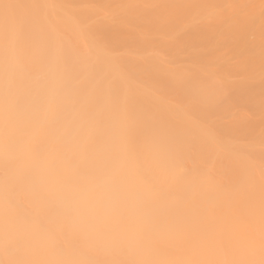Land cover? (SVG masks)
Segmentation results:
<instances>
[{"label": "clouds", "instance_id": "obj_1", "mask_svg": "<svg viewBox=\"0 0 264 264\" xmlns=\"http://www.w3.org/2000/svg\"><path fill=\"white\" fill-rule=\"evenodd\" d=\"M0 264H264V0H0Z\"/></svg>", "mask_w": 264, "mask_h": 264}, {"label": "bare ground", "instance_id": "obj_2", "mask_svg": "<svg viewBox=\"0 0 264 264\" xmlns=\"http://www.w3.org/2000/svg\"><path fill=\"white\" fill-rule=\"evenodd\" d=\"M229 31L227 26H223L222 30L213 39H219L222 46L229 43L228 40ZM184 119L190 122L193 126H201L203 121L201 119L200 112L195 108V106H190L189 109L184 113Z\"/></svg>", "mask_w": 264, "mask_h": 264}]
</instances>
